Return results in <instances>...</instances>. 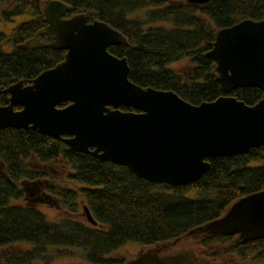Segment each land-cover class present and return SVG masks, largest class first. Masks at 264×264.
Returning a JSON list of instances; mask_svg holds the SVG:
<instances>
[{
	"label": "trees",
	"instance_id": "obj_1",
	"mask_svg": "<svg viewBox=\"0 0 264 264\" xmlns=\"http://www.w3.org/2000/svg\"><path fill=\"white\" fill-rule=\"evenodd\" d=\"M45 1L51 0H0L2 20L31 16L9 34L0 33V105L8 104L9 95L3 93L8 86L18 81L28 85L64 59L63 50L23 47L46 26L41 9ZM58 1L68 6L65 18L87 13L90 21L100 20L126 38V45L110 46L108 52L126 58L131 82L141 88L172 91L192 105L223 95L215 81V65L205 57L216 31L244 19L264 20V0H208L205 4L187 0ZM40 40L47 43L44 36ZM6 43L13 47L8 53L3 50ZM176 64L184 67L176 69ZM228 95L247 106L262 98L261 90L253 87L236 88ZM31 161L42 166L63 164L70 170L65 179L55 182L49 172L31 167ZM208 162L209 170L197 182L171 187L146 182L125 167L99 162L87 153L75 154L60 140L34 130H1L0 264H51L60 258L122 264L129 258L111 254L123 244L136 242L144 249L173 241L222 216L240 197L264 190V164L248 166L264 163V146ZM34 181L40 182L38 187L46 194L42 202L60 200L73 215H82V205H86L97 225L74 217L47 220L27 198L25 187ZM76 183L82 187L74 188ZM190 192L194 195L189 196ZM235 237L192 238L190 250L206 260L235 254L264 264V239L236 243ZM214 244L221 248H211ZM18 245L22 246L19 251L9 250ZM176 246L168 252L175 253Z\"/></svg>",
	"mask_w": 264,
	"mask_h": 264
},
{
	"label": "water",
	"instance_id": "obj_2",
	"mask_svg": "<svg viewBox=\"0 0 264 264\" xmlns=\"http://www.w3.org/2000/svg\"><path fill=\"white\" fill-rule=\"evenodd\" d=\"M67 7L58 0L43 3L46 26L23 47L63 50L64 59L30 84L18 81L3 90L9 100L0 105V131L31 129L60 140L75 154L87 153L146 182L171 187L197 182L209 170V159L264 146V20L244 19L216 31L205 57L215 65L223 95L192 105L172 91L131 82L126 58L108 52L110 46L126 45V38L100 20L90 21L87 13L65 18ZM244 87L261 90L254 106L228 95ZM62 103L67 105L59 107ZM226 209L182 237L141 249L122 264H203L193 251L165 253L188 238L236 236V243L264 239V190L240 197ZM81 216L97 225L86 205Z\"/></svg>",
	"mask_w": 264,
	"mask_h": 264
},
{
	"label": "rangeland",
	"instance_id": "obj_3",
	"mask_svg": "<svg viewBox=\"0 0 264 264\" xmlns=\"http://www.w3.org/2000/svg\"><path fill=\"white\" fill-rule=\"evenodd\" d=\"M30 18L31 16L27 17V15H21V16L14 17L10 21H5L0 18V33L9 34L14 27H16L21 22L27 21ZM12 49L13 47L9 43L4 44L3 46V50L7 53L12 51ZM173 67L176 69H180L184 66L182 64H176ZM31 162H32L31 167L35 168L36 170L45 171V173L46 171L49 172L51 174L50 176H52V180H54L55 182H60L62 179H65L70 170V168L67 165H63V164H60V165L52 164L50 166L45 165L44 168L43 167L38 168L36 166L38 165L36 162L34 161H31ZM262 164L264 163L263 162H251L248 166L252 167V166H258ZM72 186H74V188L82 187V185L77 184V183L72 184ZM188 195L193 196L194 194L193 192H190ZM52 201L53 202L50 201V203L49 202L46 203L42 201H37L36 199V201H32V202L34 203L36 208H39V211H41L45 215V218H47V220L56 221L64 217H74L76 220L86 223L85 219L82 216H80L81 215L80 212L76 215H73L74 213L70 212V210L67 207L60 205V200L56 199ZM183 241L184 242H182L180 245L178 244L176 246L175 248L176 251H181L182 249L190 250L191 244H192V238H188ZM20 247L22 248V246L20 245L12 246L10 247L9 250L12 252H17L19 251ZM211 248L217 249V248H221V246L214 244L212 245ZM140 249L141 247L140 245H138V243L127 242L126 244H123L116 252L111 254V257L113 256V258L127 259L130 257H133V255L136 254L138 251H140ZM199 260H200L199 263H203V264H260L250 259H243L241 257H237V255L235 254L221 257L218 260H210V259L206 260L205 259V261H203V259L201 258ZM51 264H86V263L78 259L60 258V259L54 260Z\"/></svg>",
	"mask_w": 264,
	"mask_h": 264
},
{
	"label": "flooded vegetation",
	"instance_id": "obj_4",
	"mask_svg": "<svg viewBox=\"0 0 264 264\" xmlns=\"http://www.w3.org/2000/svg\"><path fill=\"white\" fill-rule=\"evenodd\" d=\"M36 166L38 168H42V167L44 168V166H42L41 164L36 165ZM38 184H40L39 181H36V182L34 181V182L29 183L30 187H25L26 195L30 196L27 198H29L31 201H36V199H37V201H42V196H46V194L41 191V188L38 187L39 186ZM203 261H205V259H203Z\"/></svg>",
	"mask_w": 264,
	"mask_h": 264
}]
</instances>
